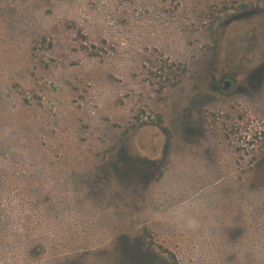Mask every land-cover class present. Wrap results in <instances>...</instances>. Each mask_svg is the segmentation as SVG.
<instances>
[{
	"label": "rangeland",
	"instance_id": "374dc122",
	"mask_svg": "<svg viewBox=\"0 0 264 264\" xmlns=\"http://www.w3.org/2000/svg\"><path fill=\"white\" fill-rule=\"evenodd\" d=\"M0 264H264V0H0Z\"/></svg>",
	"mask_w": 264,
	"mask_h": 264
},
{
	"label": "flooded vegetation",
	"instance_id": "af4514ba",
	"mask_svg": "<svg viewBox=\"0 0 264 264\" xmlns=\"http://www.w3.org/2000/svg\"><path fill=\"white\" fill-rule=\"evenodd\" d=\"M233 81L232 80H229V79H225L224 81H222V85L225 86H230L232 85Z\"/></svg>",
	"mask_w": 264,
	"mask_h": 264
},
{
	"label": "water",
	"instance_id": "95a60500",
	"mask_svg": "<svg viewBox=\"0 0 264 264\" xmlns=\"http://www.w3.org/2000/svg\"><path fill=\"white\" fill-rule=\"evenodd\" d=\"M223 87H224V89H225V90L228 88V86H227V85H225V86H223Z\"/></svg>",
	"mask_w": 264,
	"mask_h": 264
}]
</instances>
